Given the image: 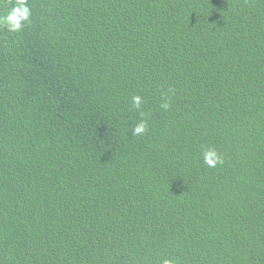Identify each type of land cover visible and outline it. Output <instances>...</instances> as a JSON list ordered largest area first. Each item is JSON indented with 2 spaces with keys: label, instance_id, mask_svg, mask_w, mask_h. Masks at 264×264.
I'll return each instance as SVG.
<instances>
[{
  "label": "trees",
  "instance_id": "1",
  "mask_svg": "<svg viewBox=\"0 0 264 264\" xmlns=\"http://www.w3.org/2000/svg\"><path fill=\"white\" fill-rule=\"evenodd\" d=\"M28 6L0 26V264H264V0Z\"/></svg>",
  "mask_w": 264,
  "mask_h": 264
},
{
  "label": "clouds",
  "instance_id": "2",
  "mask_svg": "<svg viewBox=\"0 0 264 264\" xmlns=\"http://www.w3.org/2000/svg\"><path fill=\"white\" fill-rule=\"evenodd\" d=\"M5 3V0H0V6ZM31 9L28 6V0H15L13 7L5 15H0V26L6 28L9 32H20L26 23L30 22ZM133 107L141 110L143 98L139 95L132 97ZM161 107L164 110L169 109L170 104L165 101ZM143 113L141 112V116ZM147 131V121L141 119L133 128L132 135H143ZM203 162L210 168H215L217 165L223 164L222 156L215 148H208L203 152ZM162 264H176L173 259H164Z\"/></svg>",
  "mask_w": 264,
  "mask_h": 264
}]
</instances>
